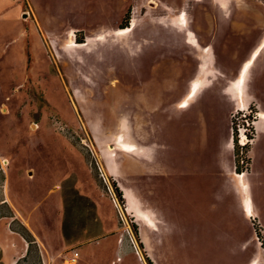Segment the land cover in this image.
<instances>
[{
    "label": "rangeland",
    "instance_id": "1",
    "mask_svg": "<svg viewBox=\"0 0 264 264\" xmlns=\"http://www.w3.org/2000/svg\"><path fill=\"white\" fill-rule=\"evenodd\" d=\"M263 112L264 0H0V235L36 204L27 264H264Z\"/></svg>",
    "mask_w": 264,
    "mask_h": 264
},
{
    "label": "crops",
    "instance_id": "2",
    "mask_svg": "<svg viewBox=\"0 0 264 264\" xmlns=\"http://www.w3.org/2000/svg\"><path fill=\"white\" fill-rule=\"evenodd\" d=\"M244 83H245V78L243 80L240 79L236 83V89L238 90L237 92H238L239 101L241 103L244 102L245 103L244 106H246V103H248V102H245V100L247 98L245 97V93H244V85H245ZM200 84L201 83H198L196 85H200ZM204 86H205L204 84H201V86L199 87L198 92L201 91V89ZM198 92L194 95V97L198 94ZM249 96H250V101L249 102H251L252 99L255 100L254 98H252L251 95H249ZM244 106L242 104V106L239 105L238 108H242ZM260 116L264 120V112L261 113ZM136 149H134L133 147L129 148V149L126 148L127 151H134ZM5 162L7 164L9 163L8 160H3L2 164H0L1 165V170H2V166L4 164H6ZM235 169H237V165L233 162L232 170H235ZM3 172L4 171L2 170V173ZM3 175H4V173H3ZM131 196H132L133 201L135 200L138 203V197L136 195L133 196L132 192H131ZM0 203H3V204L7 203V204L16 205V195L13 196V194H12V196H11L10 187L9 186H5V184H3L2 192L0 193ZM64 203H65V209L67 210L68 206H67L66 200H65ZM35 206H36V204L31 207L32 215L30 217V220H28V218H27L29 216L24 214L22 212V210H20L19 208H17V212L23 218L22 223L24 224L25 228H27V230H28L27 234L29 235V237L32 238V236H36L38 238L37 240L40 242L41 246L43 245V247L46 248L47 245H48L47 243H49V239L48 238H49V235H50L49 233L50 232L46 231V233L40 234L39 232L34 231V230H37V227L35 226L36 225L35 222L32 221V219H33L32 216L34 215V213L37 210V209L36 210L34 209ZM15 208H16V206H15ZM65 209H64V217L63 216L61 217L60 230L57 232L59 234V236L64 238V239L71 237L69 226L65 225L66 221L64 222ZM131 213L136 218V215L133 212V205L131 207ZM62 214H63V212H62ZM39 217H41V216H38V217L34 218V221L38 220ZM23 232L24 231H22V230H14V229L11 230L10 227H9V224H6L5 235L4 236H2L3 234L0 235V264H14L15 261L18 260L19 258L27 257L30 254L32 245H30L28 240L25 238V236H23ZM36 233H38V234H36ZM32 244H33V239H32ZM41 255L44 258L43 251H42ZM44 260H45V258H44Z\"/></svg>",
    "mask_w": 264,
    "mask_h": 264
},
{
    "label": "trees",
    "instance_id": "3",
    "mask_svg": "<svg viewBox=\"0 0 264 264\" xmlns=\"http://www.w3.org/2000/svg\"><path fill=\"white\" fill-rule=\"evenodd\" d=\"M128 23H130V19H127L125 25H123L122 27H120V29H124L126 27H129L130 25H128ZM240 121H243V128L245 129V139L246 144L245 145H241L240 143V135H239V124ZM256 121V114L254 113V111L252 110L250 114H246L243 111H236L235 114H233L232 117V137H233V145L235 148V152H236V165H237V170L238 172L241 171V166H244V164H247L249 162H251V158L248 157V153L251 149V141L253 140V132H252V127H251V123H254ZM246 153V155H245ZM240 154L243 155L244 157H240ZM23 236H25V238L28 240L29 244L32 245V239L29 237V235L25 232H23ZM260 237V235H259ZM150 264H153L152 262L149 261Z\"/></svg>",
    "mask_w": 264,
    "mask_h": 264
},
{
    "label": "built area",
    "instance_id": "4",
    "mask_svg": "<svg viewBox=\"0 0 264 264\" xmlns=\"http://www.w3.org/2000/svg\"><path fill=\"white\" fill-rule=\"evenodd\" d=\"M241 131H243V133L245 134V129H244L243 127H241V128L239 127V135H240V138H241L240 143H241V145H245L247 140L245 139L244 134L242 135ZM83 140H85V139H83ZM232 141H233V139H232ZM83 145H85L86 148H89V149H90L89 152H90V153L92 154V156L96 159V153H95L94 149H91V147L88 145V143L86 142V140H85V143H84ZM97 165H98V168H99L100 176L102 177V179H103V180L105 181V183L107 184L108 189H109V192H110L111 195L113 196V199H114V202H115L116 206L119 207L117 197H116V195L112 192L111 187H109L110 184H108L107 175H106V173L104 172V169L102 168V166L100 165V163H99L98 161H97ZM0 170H1V165H0ZM120 218H121V220L124 221V213L121 212V211H120ZM128 234H129V237H130V242H131V244L134 246V248H135L136 250H139V247H138V245H137V243H136V240H135V238L132 236V234H131V232H130L129 230H128ZM25 258H26V257L19 258L18 260L15 261L14 264H27V263L24 261ZM42 262H43V264H46V261L44 260V258H43V261H42Z\"/></svg>",
    "mask_w": 264,
    "mask_h": 264
},
{
    "label": "bare ground",
    "instance_id": "5",
    "mask_svg": "<svg viewBox=\"0 0 264 264\" xmlns=\"http://www.w3.org/2000/svg\"><path fill=\"white\" fill-rule=\"evenodd\" d=\"M127 28V27H126ZM242 84V83H241ZM197 89V91H198V87H194V90H196ZM243 104H244V102H242ZM188 103H184L183 104V106H185V105H187ZM133 148L134 149H136L137 148V146H133ZM7 164V163H6Z\"/></svg>",
    "mask_w": 264,
    "mask_h": 264
}]
</instances>
